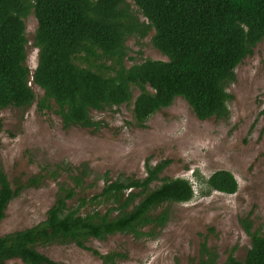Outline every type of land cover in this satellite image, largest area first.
Returning <instances> with one entry per match:
<instances>
[{"label": "trees", "instance_id": "obj_1", "mask_svg": "<svg viewBox=\"0 0 264 264\" xmlns=\"http://www.w3.org/2000/svg\"><path fill=\"white\" fill-rule=\"evenodd\" d=\"M132 1L143 21L131 13L125 0H0V109L31 105L35 100L31 82L43 91L38 108H52L65 129L100 130L102 123L94 121L90 111L130 104L133 88L139 90L132 102L133 120L139 126L175 98L183 99L199 120L226 119L235 68L264 39V0ZM30 13L37 22L33 44L38 49L32 72L25 65L24 19ZM151 31L153 47L167 60L145 59L126 67L125 39ZM168 163L151 165L146 160L142 178L122 175L106 180L105 174L102 187L89 196H79L97 186L96 178L86 184L91 174L87 163L58 165L51 174L65 172L72 186L58 183L43 221L0 236V264L11 259L62 264L36 250L52 244H73L104 264H114L125 254H100L86 242L117 233L154 238L168 221V208L163 207L193 198L187 179L160 177ZM194 177L203 185L202 195L211 191L231 195L238 188L226 170L205 180ZM42 180L33 178L14 190L0 169V221L22 188L38 186ZM240 222L250 248L242 261L230 252L224 264H264V235L251 232L248 218ZM190 264H217V254L203 241L198 261Z\"/></svg>", "mask_w": 264, "mask_h": 264}, {"label": "rangeland", "instance_id": "obj_2", "mask_svg": "<svg viewBox=\"0 0 264 264\" xmlns=\"http://www.w3.org/2000/svg\"><path fill=\"white\" fill-rule=\"evenodd\" d=\"M125 1L131 13L143 21L133 1ZM24 25L25 65L32 72L38 55L33 44L37 27L33 13L24 19ZM152 34L125 39L126 67L145 59L167 60L153 47ZM235 78L228 87L232 98L224 120H199L183 99L175 98L169 107L153 113L139 126L132 115V102L139 90L133 88L130 104L90 111L91 118L102 123L98 131L63 128L52 108H38L43 91L30 82L35 96L31 105L0 109V169L14 190L33 178L43 180L38 186L22 188L8 203L0 221V236L43 221L54 202L58 183L72 186L65 172L51 174L58 165L77 167L87 163L91 174L86 184L96 178L97 186L79 196H89L99 191L105 179L144 177L146 160L151 165L168 161L160 177L187 179L194 196L188 202L163 207L168 208V221L156 236L135 239L117 233L102 241L90 239L86 245L100 254H125L114 264H190L198 261L200 245L205 241L216 252L217 264H224L230 252L242 261L250 248V238L240 220L248 218L251 232L264 235V39L237 65ZM218 170L234 176L237 191L231 195L216 191L200 194L203 185L194 175L205 180ZM36 250L62 264H104L90 251L73 244H52ZM6 264L23 263L11 259Z\"/></svg>", "mask_w": 264, "mask_h": 264}]
</instances>
